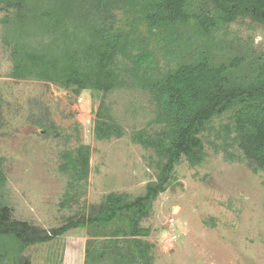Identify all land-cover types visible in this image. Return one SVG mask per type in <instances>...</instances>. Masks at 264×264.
Listing matches in <instances>:
<instances>
[{"label": "trees", "instance_id": "1", "mask_svg": "<svg viewBox=\"0 0 264 264\" xmlns=\"http://www.w3.org/2000/svg\"><path fill=\"white\" fill-rule=\"evenodd\" d=\"M1 10L8 12L0 24L11 78L99 95L98 138L121 136L102 98L123 87L141 89L154 106L150 125L162 128L134 134L156 158V179L142 195L110 193L49 231L12 218L0 168V264H29L23 257L28 247L74 229L88 236L84 264H151L150 246L141 239L149 229L141 223L182 158L192 167L199 163L196 135L224 114L230 119L221 127L230 142L221 146L225 156L235 146L264 172V63L239 75L245 58L223 55L226 37L216 38L239 17L264 25V0H214L210 6L204 0H0ZM44 124L45 135L52 133ZM89 157L83 145L61 153L72 191L88 178ZM72 197L68 190L61 205Z\"/></svg>", "mask_w": 264, "mask_h": 264}, {"label": "rangeland", "instance_id": "2", "mask_svg": "<svg viewBox=\"0 0 264 264\" xmlns=\"http://www.w3.org/2000/svg\"><path fill=\"white\" fill-rule=\"evenodd\" d=\"M204 1L210 6L214 0ZM7 15L1 10L0 20ZM224 28L216 36L226 37L223 55L245 58L239 75L264 63V25L244 16ZM2 32L0 24V168L12 218L49 231L110 193L130 199L142 195L156 179V158L134 134L162 128L150 125L155 111L149 94L132 87L106 94L102 99L109 119L121 136L98 138L100 96L11 78ZM229 121L224 114L196 135L201 160L192 167L182 158L172 184L142 221L149 229L141 239L150 246L151 264H264V172L235 146L229 149L230 158L225 156L221 146L230 142L221 127ZM44 123L53 127L52 133L45 135ZM80 145L90 148L89 175L72 191L61 153ZM68 190L73 197L62 206ZM87 239L84 230L74 229L28 247L23 257L29 264H84Z\"/></svg>", "mask_w": 264, "mask_h": 264}]
</instances>
